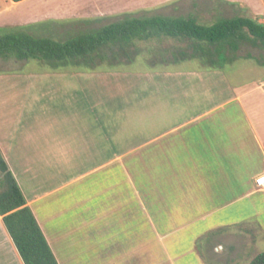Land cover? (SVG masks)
<instances>
[{"label": "crops", "instance_id": "obj_1", "mask_svg": "<svg viewBox=\"0 0 264 264\" xmlns=\"http://www.w3.org/2000/svg\"><path fill=\"white\" fill-rule=\"evenodd\" d=\"M25 1L0 3V29ZM220 1L264 19V0ZM46 14L16 24L58 17ZM234 100L122 147L121 133L106 127L103 107L101 116L88 96L44 99L41 124L34 106L30 120L25 99L2 93L0 149L58 263L249 264L264 242V188L252 182L264 172V114L231 138L202 121ZM226 199L240 201L238 218L170 252L167 217L206 222ZM0 264H25L1 213Z\"/></svg>", "mask_w": 264, "mask_h": 264}, {"label": "rangeland", "instance_id": "obj_2", "mask_svg": "<svg viewBox=\"0 0 264 264\" xmlns=\"http://www.w3.org/2000/svg\"><path fill=\"white\" fill-rule=\"evenodd\" d=\"M47 12L58 17L41 19L33 24L26 20L16 24L23 19L47 16ZM13 13L0 29V34L24 30L59 41L109 24L125 14L193 16L206 25L225 17H254L249 10L220 0H26ZM254 18L264 22L260 17ZM141 45L145 47L146 43ZM226 54L221 62L218 60L217 67L207 66L197 59L156 66L138 57L132 64L124 61L117 67L99 65L91 70L71 65L57 68L40 60L0 58V101L2 93L22 97L27 101L25 114L34 112L35 115L37 111L42 113L46 98L88 96V106L98 107L101 116L103 107L106 127L121 133V145L125 147L138 144L148 135L159 134L174 123L216 104L236 98L202 120L205 124L215 125L231 138L240 131L246 134L264 114V48L259 42L246 41L241 42L239 50H228ZM58 73L64 75H56ZM37 96L42 98L40 104L36 102ZM237 96L243 97L242 103ZM33 106L35 110L31 112L29 107ZM57 106L68 105L59 103ZM40 113H36L35 118L42 124L48 113ZM31 114L28 119L33 120ZM251 185L248 184L250 189ZM240 194L241 191L235 193ZM255 201V197L250 199L252 205ZM230 202L237 204L226 205ZM238 202L235 199L216 201V204H225L221 206L226 209L206 222L193 216L167 217L169 228L173 230L169 235L170 252L187 249L196 243L201 230L215 222L226 224L238 218L234 215L241 209ZM263 251L264 242H261L253 249L254 257Z\"/></svg>", "mask_w": 264, "mask_h": 264}, {"label": "trees", "instance_id": "obj_3", "mask_svg": "<svg viewBox=\"0 0 264 264\" xmlns=\"http://www.w3.org/2000/svg\"><path fill=\"white\" fill-rule=\"evenodd\" d=\"M246 41L259 42L264 48V22L233 16L206 25L193 16L125 14L63 41L24 30L0 34V58L40 60L57 68L71 65L88 70L99 65L113 68L124 61L132 64L138 57L156 66L197 59L217 67L228 50L237 51ZM0 213L25 264H59L1 149ZM249 264H264V251Z\"/></svg>", "mask_w": 264, "mask_h": 264}, {"label": "built area", "instance_id": "obj_4", "mask_svg": "<svg viewBox=\"0 0 264 264\" xmlns=\"http://www.w3.org/2000/svg\"><path fill=\"white\" fill-rule=\"evenodd\" d=\"M255 184L259 188H264V172L256 177Z\"/></svg>", "mask_w": 264, "mask_h": 264}]
</instances>
